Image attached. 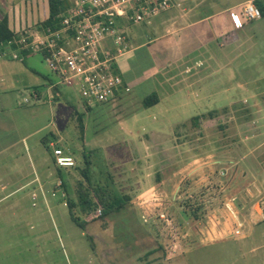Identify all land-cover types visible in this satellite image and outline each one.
Masks as SVG:
<instances>
[{
    "label": "rangeland",
    "instance_id": "obj_1",
    "mask_svg": "<svg viewBox=\"0 0 264 264\" xmlns=\"http://www.w3.org/2000/svg\"><path fill=\"white\" fill-rule=\"evenodd\" d=\"M186 1L183 11L194 8L182 13L186 22L211 2ZM218 2L233 7L244 1ZM232 15L230 27L240 39L227 50L229 96H219V81L217 96L207 98L203 71L153 110L123 100L88 110L71 88L50 101L42 57L22 62L4 48L5 58L24 71L18 94L30 98L23 107L39 129L29 144L47 137L50 149L40 142L48 164L31 192L0 194V264H264V20L246 22L237 8ZM144 72L154 73L153 66ZM32 86L41 100L31 98ZM80 114L87 127L82 139ZM55 149L76 161L62 168L70 197L77 200L80 180L88 188L80 170L84 154L94 151L93 180L128 197L124 208L103 215L98 205L83 218L85 228L77 226L56 175Z\"/></svg>",
    "mask_w": 264,
    "mask_h": 264
},
{
    "label": "crops",
    "instance_id": "obj_2",
    "mask_svg": "<svg viewBox=\"0 0 264 264\" xmlns=\"http://www.w3.org/2000/svg\"><path fill=\"white\" fill-rule=\"evenodd\" d=\"M2 1L0 0V21L6 18L9 29L15 36L24 29L42 30L44 28L42 23L48 19L50 14L49 0H4V7L1 6ZM185 1L182 0V5ZM243 1L233 7H222L218 0H211L203 14L195 15L196 18L187 20L188 22H186V15L183 16L182 13L192 12L194 8L186 12L183 11L182 6L160 14L150 23L128 25L126 33L129 48L118 58L115 72L123 77L131 91L120 93L115 102L122 100L125 103L141 102L143 110H153L171 91L180 88V85L182 88L185 87V84L194 81L192 78L195 75L203 71L207 74L205 82L208 85L207 90L210 91V94L206 95L207 98L217 96L215 86L219 81L224 85L218 88V92H221L219 96L228 97L232 88L227 83L232 80L233 70L232 58L229 57L227 50L237 44L240 39L232 32L230 25L233 23L229 16L230 14L233 16V8L250 0ZM186 3L189 4L190 1ZM261 20H264V17L252 23L261 22ZM107 47L112 49L109 41ZM11 49L14 52V48ZM6 56V50H1L0 194L8 198L25 189L31 192L38 180L41 168L46 165V162L48 164V161L39 150V144L42 141H37L33 145L29 144L28 140L32 139L39 129L33 130L23 107L24 99L18 94L24 71L17 63L9 62ZM33 56L35 54H21L20 60L31 62L34 60ZM148 64L153 66L154 73L144 72ZM31 70L36 72L34 68ZM44 78L49 100L52 101L53 97L57 99L59 94L63 93L64 88L52 89L50 87L53 80L49 70ZM194 84L196 83H193V88ZM32 88L33 91H39L37 86H32ZM151 94H156L159 102L150 108H144L143 99ZM105 105L107 104L96 106H100V110H103ZM91 108L93 110L94 107ZM86 129L85 126V133ZM51 134L55 136L54 132ZM51 145L54 146L53 143ZM52 162L53 157H51ZM29 163L31 170L25 166ZM47 168L50 171L52 167L48 165ZM15 177L22 178L23 182L8 180Z\"/></svg>",
    "mask_w": 264,
    "mask_h": 264
},
{
    "label": "built area",
    "instance_id": "obj_3",
    "mask_svg": "<svg viewBox=\"0 0 264 264\" xmlns=\"http://www.w3.org/2000/svg\"><path fill=\"white\" fill-rule=\"evenodd\" d=\"M181 6L182 0H75L57 29H24L7 46L16 47L14 59H20L22 52L40 55L52 75V89H74L89 107L111 104L120 93L131 91L115 72L118 58L129 48L126 27L150 23L160 14ZM237 9L246 22L263 18L255 0ZM108 41L112 49L107 47ZM30 96L41 100L37 90ZM23 101L29 104L30 98ZM53 155L54 164L60 168L76 166L75 159L61 149H55ZM59 184L62 187L61 179Z\"/></svg>",
    "mask_w": 264,
    "mask_h": 264
},
{
    "label": "trees",
    "instance_id": "obj_4",
    "mask_svg": "<svg viewBox=\"0 0 264 264\" xmlns=\"http://www.w3.org/2000/svg\"><path fill=\"white\" fill-rule=\"evenodd\" d=\"M255 4L262 11L264 17V3L262 0H255ZM72 7L71 0H49V10L50 14L47 20L42 23V27H51L57 29L60 26L61 20L64 14ZM15 37V34L10 31L8 21L4 18L0 21V51L3 50L7 43ZM16 48L15 46L13 47ZM22 54H30L28 52H22ZM159 102V98L156 94H151L143 99V107L150 108L156 105ZM78 113V110L74 108ZM88 110H91V107H88ZM79 129H80V138L82 139L85 134V125L83 124V115H79ZM200 118L196 117L193 121L197 125ZM53 136V135H52ZM55 137V136H54ZM44 147L49 150L50 143L47 140V137L42 140ZM93 152H87L84 154L85 168L81 169L80 172L82 176L88 182V188L83 189V181H79L80 188L78 189L77 200H74L70 197L68 190V181L62 172V168L56 166V175L62 181V189L65 191L67 197V205L70 212L71 219L79 226L80 228H85L86 222L83 219L86 216H89L91 212L99 205L101 207V214L108 215L115 211H120L126 205V202L129 200L128 197H121L116 194L113 190L110 189L108 185L103 184L100 180H93V171H92V160L91 156ZM70 173V171L68 172ZM92 194L97 200L94 201ZM196 208V212H197ZM195 212L196 218L198 214Z\"/></svg>",
    "mask_w": 264,
    "mask_h": 264
}]
</instances>
